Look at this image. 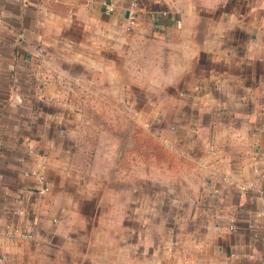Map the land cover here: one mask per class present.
Masks as SVG:
<instances>
[{
	"label": "crops",
	"instance_id": "1",
	"mask_svg": "<svg viewBox=\"0 0 264 264\" xmlns=\"http://www.w3.org/2000/svg\"><path fill=\"white\" fill-rule=\"evenodd\" d=\"M0 264H264V0H0Z\"/></svg>",
	"mask_w": 264,
	"mask_h": 264
},
{
	"label": "rangeland",
	"instance_id": "2",
	"mask_svg": "<svg viewBox=\"0 0 264 264\" xmlns=\"http://www.w3.org/2000/svg\"><path fill=\"white\" fill-rule=\"evenodd\" d=\"M156 106L154 104H144V105H131V121L130 127L132 130H158V129H171L174 128L169 121L170 115V106ZM164 112H162V110ZM167 112V113H166ZM159 113H163L166 117L165 120L157 118ZM167 114V115H166ZM121 123V122H119ZM143 138H141L142 140ZM138 147L143 149V146H146L144 150H141L142 159L144 158L148 177H163L164 179L170 178L172 175H180L181 169L178 168L180 164L178 161L174 160V157L167 153L163 148L158 147V143L154 142V139L151 137H146L145 143H137ZM135 149V150H136ZM138 153V152H137ZM137 157V154H135ZM157 160H156V159ZM175 166V168L172 167ZM185 171V170H184ZM166 187V185H164Z\"/></svg>",
	"mask_w": 264,
	"mask_h": 264
},
{
	"label": "built area",
	"instance_id": "3",
	"mask_svg": "<svg viewBox=\"0 0 264 264\" xmlns=\"http://www.w3.org/2000/svg\"><path fill=\"white\" fill-rule=\"evenodd\" d=\"M131 6L133 8H135L136 4L134 2H132ZM108 11L111 12L113 11V4H111L110 6H108ZM40 52H42V49H40ZM43 171L44 168H39V171L36 173L37 178H38V183L41 187V189L38 191L39 194L43 195L45 193H47L49 191V187L45 184V178L43 176ZM234 228V225L231 226V229ZM31 237V236H29Z\"/></svg>",
	"mask_w": 264,
	"mask_h": 264
}]
</instances>
